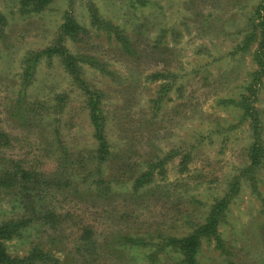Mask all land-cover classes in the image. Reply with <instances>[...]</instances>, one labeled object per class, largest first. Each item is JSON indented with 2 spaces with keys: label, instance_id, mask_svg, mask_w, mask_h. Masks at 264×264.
Instances as JSON below:
<instances>
[{
  "label": "rangeland",
  "instance_id": "374dc122",
  "mask_svg": "<svg viewBox=\"0 0 264 264\" xmlns=\"http://www.w3.org/2000/svg\"><path fill=\"white\" fill-rule=\"evenodd\" d=\"M18 2L0 0V173L10 185L0 186V222L25 223L7 252L179 264L153 243L192 232L229 194L222 248L203 240L199 264H264V44L251 36L264 0H52L29 14ZM69 17L76 35L63 31ZM50 48L74 56L79 81L41 53L25 82L26 58ZM252 93L257 130L235 103ZM92 99L109 144L102 163ZM127 233L150 246H120Z\"/></svg>",
  "mask_w": 264,
  "mask_h": 264
},
{
  "label": "trees",
  "instance_id": "16d2710c",
  "mask_svg": "<svg viewBox=\"0 0 264 264\" xmlns=\"http://www.w3.org/2000/svg\"><path fill=\"white\" fill-rule=\"evenodd\" d=\"M52 0H19V11L22 13H32V12H40L44 10ZM262 5V4H261ZM261 7V6H260ZM263 7V8H262ZM261 9L264 10V6ZM258 7L255 13H260L262 10H259ZM253 32L251 36H260V40L258 41V46L263 43L264 44V17L262 21H259L258 25L254 23L253 25ZM261 29L258 35L257 29ZM81 27L75 22L74 19L71 17L68 18V22L63 25L64 33H67L72 36V34H78ZM263 46V45H262ZM262 46H260L262 48ZM260 48V49H261ZM259 51V50H258ZM258 51H256L257 59H259ZM45 54L46 57H51L53 54L60 57L63 66L65 69L72 75L75 80L79 81L78 75L79 71L76 67L74 56L69 53L66 49H45L44 51L38 53L37 55L33 54L31 57L26 58V62H29V66L24 70L23 79L25 82L29 81L32 76V67L35 66V62L39 60L40 54ZM257 73L260 74V71ZM263 83L262 75L259 77H255L253 79V84ZM254 94H257V89L254 90ZM252 93V96H244L242 95L241 98L235 103L241 106L244 110V114L247 112L251 118L250 120L254 122V129L257 130V124L261 123L259 112L257 107L252 105V100L250 97L255 96ZM91 103L88 104L89 114L91 121L94 124V137H96V144H97V159L100 163L107 159L109 154V144L106 139V134L104 131V122L101 116V111L99 107H97L94 99L90 100ZM253 126V125H252ZM259 150V148H258ZM256 153V155L260 154L257 150L252 151V154ZM251 154V155H252ZM251 158H255V155ZM260 158V155H259ZM260 159L255 162H250L251 167H257L260 164ZM4 171L0 173V186L9 187L10 185L8 182H4L1 178L4 176ZM146 173L140 174V178L135 179L134 186L137 187V183H143L145 180ZM144 178V180L142 179ZM2 187V188H3ZM230 196L229 194L224 195V197L219 198L214 205L211 206L208 215L204 219V222L198 224L196 229L192 232L187 233L184 236L176 237V236H164L163 243H153V246L160 249V246H163L162 249L169 248L170 250L178 252L180 255V262L179 264H199L198 260V253L201 248L202 241H214L216 248H222V239L220 232L218 230L219 222L222 217L225 216V210L229 204ZM24 221L16 220V219H8L0 222V264H47L51 262L60 263L58 258L54 257L49 251L44 249H40L38 245L34 246L26 257H17L11 256L6 249V241L18 236L20 233V228L24 226ZM119 245L125 248H140V247H149L150 244L144 241L143 239L139 238V236L129 235V233L122 235L119 239ZM161 249V250H162ZM152 257L158 253L157 251L151 252ZM55 263V264H56ZM61 264V263H60Z\"/></svg>",
  "mask_w": 264,
  "mask_h": 264
}]
</instances>
